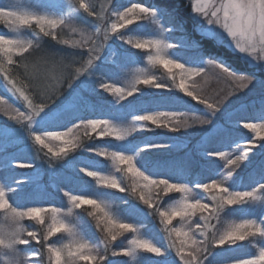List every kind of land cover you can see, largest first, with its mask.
Instances as JSON below:
<instances>
[{
    "label": "snow or ice",
    "instance_id": "obj_1",
    "mask_svg": "<svg viewBox=\"0 0 264 264\" xmlns=\"http://www.w3.org/2000/svg\"><path fill=\"white\" fill-rule=\"evenodd\" d=\"M189 7L197 19L198 35L264 71V0H189ZM0 23L6 26L0 33V87L4 89L0 114L19 126L10 131L23 133L31 147L38 146L37 156L47 149L50 161H62L78 150L100 158L85 159L80 162L83 166L67 165L82 174L80 179L91 178V186L77 184L76 191L54 181L55 191L67 200L63 207L38 199L46 194L39 188L29 203L15 202L12 193L23 182L0 175V264L39 262L45 253L48 264H111L109 256L146 264L144 254L158 258L154 264H206L216 249L239 248L241 242L254 245L256 252L218 264H264V161L247 185L243 178L237 179V171L251 161L253 150L264 151V111L258 122L241 121L242 129L254 134L251 138L231 139L215 120L227 97L210 100L197 83L207 78L209 67L230 82V95L256 85L264 88V79L255 71L238 73L220 57L206 56L195 39L170 43L168 34L182 22L173 10L160 5L133 0L124 5L103 0L99 6L98 0L5 2L0 3ZM47 40L62 46V51H43L33 58ZM186 45L196 54L183 58L170 52ZM133 51L141 57L134 59ZM130 65L137 66L130 69ZM157 68L166 71L170 82L156 75ZM101 69H106V75L97 80L95 73ZM38 78L47 82V95L34 83ZM98 91L114 97L103 118L77 115L82 107L96 110L89 97ZM13 101L21 102L24 110ZM192 102L203 105L201 114L197 109L161 110ZM189 119L194 123L189 124ZM193 126L206 127L217 138V147L211 150L201 144L202 157L217 162L207 177L151 158L169 149L170 142L151 137L135 140L138 133H179ZM54 127L65 130H48ZM7 131V126H0V135ZM98 139L105 141L103 146L88 143ZM53 141L59 147L53 148ZM101 159L110 164H101ZM12 160L17 168L34 167L16 156ZM102 189L128 193L147 209L135 211L158 217L160 239L142 233L138 222L114 209ZM236 208L241 209L240 217L225 220ZM80 209L87 210L101 233L98 244L81 230ZM26 221L39 227L30 228ZM121 239L126 241L123 246L117 243ZM33 241L40 249L22 250ZM173 251L178 260L168 259Z\"/></svg>",
    "mask_w": 264,
    "mask_h": 264
},
{
    "label": "trees",
    "instance_id": "obj_2",
    "mask_svg": "<svg viewBox=\"0 0 264 264\" xmlns=\"http://www.w3.org/2000/svg\"><path fill=\"white\" fill-rule=\"evenodd\" d=\"M148 4L160 5L169 10H173L175 15L178 18L179 22H182V27L180 24L177 25L176 36H179L183 41L187 42L190 39H195L200 42L201 50L206 56H215L222 58L225 62H229L230 65H236L239 67V71L243 73H251L247 70L239 62V59L236 54L228 52L222 46H216L214 42L208 39L202 38L200 35L196 33L194 28L191 26L188 16L186 15L188 6L183 4V1H179L178 3L175 0H143ZM5 2H13V0H0V3ZM6 30V26L0 23V33ZM63 38H69L66 33L61 34ZM184 47H188L187 45ZM51 49V50H49ZM43 51L49 52H61L62 46H58L55 42L51 40H47L44 44V48L41 52H34L33 58H38L41 56ZM196 53L193 50H190L191 57ZM157 76L160 77L158 72H155ZM106 75V69H101L95 73V79H99L102 76ZM259 79H264V75L257 74ZM161 78V77H160ZM164 81L170 82L168 78L165 77L161 78ZM34 83L40 88L39 78L34 81ZM151 92H156L158 90H149ZM0 92H4L3 87H0ZM5 95H7L5 93ZM259 96L258 101L253 103H263L264 96ZM208 98V97H207ZM132 99V98H129ZM210 99V98H209ZM261 99V100H260ZM89 100L92 104L96 105L95 111H90L85 108H81V110L77 113V115L84 116L87 118H103L104 114L108 111V105L111 101H114V97L109 96L107 93L97 92L96 94L89 97ZM211 100V99H210ZM195 103V102H194ZM187 104H177L172 106H165L162 107L161 110H179L184 111L188 109H193ZM16 106V103H14ZM17 107V106H16ZM203 105H199L197 108V114L202 113ZM261 113V112H260ZM260 113L247 111L242 113L236 107L229 109V112L223 111L220 112L216 120V125L219 126L218 128L223 130V134L227 137L243 141L244 139L251 138L252 134L242 129L241 121L243 122H251L253 118H259ZM189 124H193L194 122L189 119ZM0 126H7V130L16 129L19 126L15 124V122L7 121L6 117L3 114H0ZM68 126H71L70 124ZM52 131H64L63 127H54L49 128ZM82 135V133H81ZM145 137H151L158 142H165L171 143L173 148H169L168 150H160L152 154V159L163 162H170L175 163L176 165H183L187 167L193 175H203L207 177L209 174V169L215 167L217 162H209L208 160L204 159L201 154V144H206L207 148L211 150L212 148L217 147V138L211 137L210 133L208 132L206 127L200 126H193L188 129H182L179 133H167L164 130H157L155 133H139L135 135L136 141H142ZM88 143L99 144L101 146L104 145V140H95L89 141ZM30 141H25L23 139V133L20 132H12L6 135H0V175L7 177L9 180L12 181H22L19 185V190L12 193V199L15 202L19 203H29L30 198L33 197V194L36 188L42 190L41 196L37 197L38 199L42 200V202L52 203L55 206L63 205L66 202V198L63 196L62 193L55 191V182H60L64 186L68 188H74L76 191H79L77 184H88L91 186V179L88 177H82V175L76 173V171L67 166L69 162L73 164H79V166H83L81 161L85 159H100L91 154L86 153L82 150H78L75 153H71L68 157L64 158L62 161L56 160H49L48 156L45 155L47 149H43L39 152L37 156L36 147L30 146ZM16 156L25 160L28 163H34L33 168H17L15 166V161L12 160V157ZM264 161V151L260 150L259 148L253 150L251 154V161L242 169L237 171V179L243 178L244 185L248 184L249 176H254L259 174V167L260 162ZM101 164L108 165L107 161H103L101 159ZM220 166H222L223 162H218ZM64 165V167H61ZM29 179H34L38 183L31 184L29 183ZM69 180H72V183H69ZM125 183H129L127 180ZM15 187V184L13 185ZM117 201L116 204L119 205L121 208V214L124 215L126 218L131 220H135L141 225V231L144 234H147L151 237L156 238L157 240L160 239L161 232L159 231L160 225L158 222V217L155 215L148 217L144 216L143 213L135 211V208L143 209L145 212L147 209L144 205L140 204L136 201L133 197H131L128 193H120L114 191L113 195ZM247 207V206H245ZM79 219L78 221L82 223L84 226L85 231L88 234V238H90L93 242L99 243L101 238V233L97 229H95L94 222L91 220L90 217L87 216V210L80 209L78 210ZM241 209L236 208L230 211L227 216L224 218L225 220H233L238 219L240 217ZM225 226L222 222L219 226L221 229ZM39 226H37L38 228ZM200 239V237H197ZM162 245L166 246L167 241L161 240ZM118 245L123 246L126 244V241L121 239L117 242ZM40 245L36 244L34 241L29 245L22 246V249L26 250H35L40 249ZM256 248L254 245L249 244L248 242H241V247L236 248H223V249H216V254L210 256L206 261V264H218L221 260L231 259L237 256H245L247 254H252L256 252ZM111 264H126L129 260L127 257L123 256H116L112 257L109 256ZM154 259L152 258L151 254H144V260L146 264H154ZM169 260L176 259L174 251L168 257ZM30 264H48L47 262V255L46 253L40 258L39 262L35 260H31Z\"/></svg>",
    "mask_w": 264,
    "mask_h": 264
},
{
    "label": "rangeland",
    "instance_id": "obj_3",
    "mask_svg": "<svg viewBox=\"0 0 264 264\" xmlns=\"http://www.w3.org/2000/svg\"><path fill=\"white\" fill-rule=\"evenodd\" d=\"M175 1L177 3L179 1H183L184 2L183 4L188 6V10H187L186 15L189 18L191 26L195 29L196 26H197V19L191 14V9L189 7V0H175ZM27 2H30V0H13V3L24 4V3H27ZM117 2L122 4V5L126 4V0H117ZM133 2L146 3L143 0H133ZM100 3H103V0H98V6H99ZM146 4H148V3H146ZM152 5H154V4H152ZM177 32L178 31L175 30V31H172V32H170L168 34L170 43H173L174 45H177L181 41H183L179 36H176ZM212 42H214V41H212ZM216 46L218 47L220 45L216 44ZM222 47L225 50H227L228 52L236 54L232 50H230L229 48L224 47V46H222ZM49 50H51V49H49ZM190 50L191 49L189 47H173L172 49H170V52L172 53V55L174 57L178 56V57L187 58V55H190ZM132 55H133L134 59H139L141 57V53L136 52V51H133ZM236 55H237V57L239 59V62L242 64V65H239V66L245 67L250 72L255 71L256 74H262L263 73V75H264V71H262L259 68H256L254 65L250 66L249 63L245 59H243L238 54H236ZM226 63L230 64L229 62H226ZM136 66L137 65H130L129 68L130 69H134ZM139 66H143V65H139ZM232 68L235 69L238 73H243V72H240L238 70L239 67L238 66L236 67V65H233ZM154 71L158 72L160 74L161 78L162 77H165V79L168 78V74L166 73V71L163 68H157V69H154ZM39 83H40V85H42V86H40L39 90L40 91H45V94L47 95V92H46L47 82L45 80H43V79H39ZM197 83L200 84L203 87L204 95L206 97L210 98L213 101L220 100L222 97H227V99L225 101V105H224L223 110L221 112H223V111L229 112V109H232L234 107H236L242 113L247 112V111L260 113V112L264 111V102L263 103H259V104L253 103V102H256V101L259 100V99H257V98H259V96H262V97L264 96V88H261L259 85L250 87L247 90H242V91H240L237 94H231L230 95V93L232 92V89L230 87V82L228 80H226L224 77H222L219 74V71L217 69H213L211 67H209L208 70H207V78L205 79L204 77H201V78H199L197 80ZM37 102H39V101L37 100ZM13 103H16V106L20 107L21 110H24V106H23V104L21 102L13 101ZM187 106H190L193 109H197L199 107V105L195 104L194 102L188 103ZM169 110H174V109H169ZM202 110H203V108H202ZM258 119L259 118H253V120L251 122L252 123L258 122ZM188 123H190V121H188ZM217 127H219V126H217ZM48 130H50V129H48ZM9 133H11L10 130L7 131V134H9ZM252 135H254V134H252ZM52 146H53V148L59 147V142L53 141L52 142ZM170 148H173V147H170ZM108 164H110V162H108ZM76 173H78V172L76 171ZM80 175H82V174H80ZM90 182H91V185L94 183L92 181H90ZM90 190H91V188H90ZM101 191L103 193H105V198L113 205L114 209L118 210L121 213V208L119 207L118 204H116L117 199L113 196L114 195V190L102 189ZM66 203H67V200H66V202L63 205H60V207L65 206ZM56 206H58V205H56ZM77 215H78V219H79L78 210H77ZM25 223L30 228H37V226H38V225H35L34 222H31V221H26ZM79 226H80L81 230L83 231V233L86 235V237H88V234L85 231L84 226L82 225V223L79 222ZM64 239L66 240V237H64ZM22 250H26V249H22ZM30 261L31 260H29V262ZM29 262H28V264H30ZM126 264H134V262H132L130 260V258H129V260H128V262Z\"/></svg>",
    "mask_w": 264,
    "mask_h": 264
}]
</instances>
